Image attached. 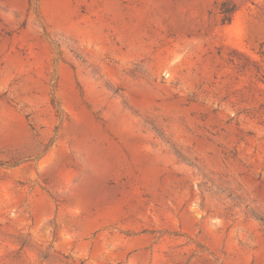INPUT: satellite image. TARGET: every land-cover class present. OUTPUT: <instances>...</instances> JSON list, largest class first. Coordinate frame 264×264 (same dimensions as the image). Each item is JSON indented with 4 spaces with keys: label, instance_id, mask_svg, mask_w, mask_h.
I'll return each instance as SVG.
<instances>
[{
    "label": "rangeland",
    "instance_id": "rangeland-1",
    "mask_svg": "<svg viewBox=\"0 0 264 264\" xmlns=\"http://www.w3.org/2000/svg\"><path fill=\"white\" fill-rule=\"evenodd\" d=\"M263 42L264 0H0V264H264Z\"/></svg>",
    "mask_w": 264,
    "mask_h": 264
},
{
    "label": "trees",
    "instance_id": "trees-1",
    "mask_svg": "<svg viewBox=\"0 0 264 264\" xmlns=\"http://www.w3.org/2000/svg\"><path fill=\"white\" fill-rule=\"evenodd\" d=\"M226 12L227 11H222V14H225ZM259 56H260L262 62L264 63V42L260 45Z\"/></svg>",
    "mask_w": 264,
    "mask_h": 264
}]
</instances>
